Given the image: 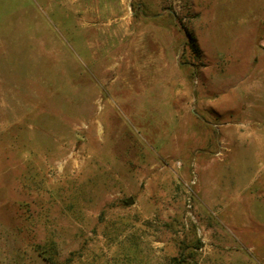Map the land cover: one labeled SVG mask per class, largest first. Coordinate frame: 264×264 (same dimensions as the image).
<instances>
[{
  "label": "rangeland",
  "instance_id": "374dc122",
  "mask_svg": "<svg viewBox=\"0 0 264 264\" xmlns=\"http://www.w3.org/2000/svg\"><path fill=\"white\" fill-rule=\"evenodd\" d=\"M0 264H264V0H0Z\"/></svg>",
  "mask_w": 264,
  "mask_h": 264
},
{
  "label": "water",
  "instance_id": "95a60500",
  "mask_svg": "<svg viewBox=\"0 0 264 264\" xmlns=\"http://www.w3.org/2000/svg\"><path fill=\"white\" fill-rule=\"evenodd\" d=\"M133 203V201L131 200V199H129L128 201H127V204H129V205H131Z\"/></svg>",
  "mask_w": 264,
  "mask_h": 264
}]
</instances>
